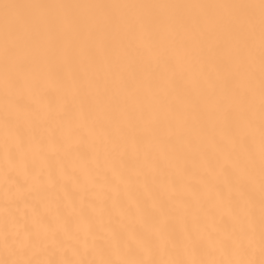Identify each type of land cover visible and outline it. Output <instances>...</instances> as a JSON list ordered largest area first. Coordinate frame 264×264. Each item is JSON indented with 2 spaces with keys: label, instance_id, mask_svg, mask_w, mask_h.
<instances>
[{
  "label": "snow or ice",
  "instance_id": "obj_1",
  "mask_svg": "<svg viewBox=\"0 0 264 264\" xmlns=\"http://www.w3.org/2000/svg\"><path fill=\"white\" fill-rule=\"evenodd\" d=\"M0 264H264V0H0Z\"/></svg>",
  "mask_w": 264,
  "mask_h": 264
}]
</instances>
